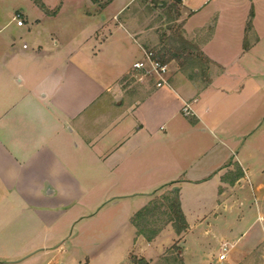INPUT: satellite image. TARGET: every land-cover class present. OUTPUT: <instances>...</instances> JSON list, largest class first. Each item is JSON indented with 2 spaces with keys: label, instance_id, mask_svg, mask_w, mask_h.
<instances>
[{
  "label": "crops",
  "instance_id": "obj_1",
  "mask_svg": "<svg viewBox=\"0 0 264 264\" xmlns=\"http://www.w3.org/2000/svg\"><path fill=\"white\" fill-rule=\"evenodd\" d=\"M65 1L52 8L40 0L44 9L35 16L30 44L16 42L3 32L7 24L0 26V264H56L53 252L70 226L88 236L92 223L99 229L130 224L165 190L176 191L187 223H201L212 211L227 209L223 194L241 179L222 180L232 163L247 173L235 150L239 138H222L228 124L216 115L230 107L241 116L250 105L243 43L227 59L208 47L224 30L243 41L255 30L254 2L264 0H180L182 35L208 58V73L197 79L170 69L167 85L148 78L149 89L140 96L123 87L136 76L132 64L145 49L146 30L132 8L137 0H74L79 4L69 11ZM209 20V37L197 40ZM42 33L48 41H41ZM257 88L264 89L261 79ZM233 96L238 98L221 105ZM171 228L168 222L133 256L166 264L172 241L182 236L185 242L186 231L178 236ZM124 234L133 237L135 228L117 236ZM262 241L264 236L249 239L230 255L234 245L223 242L216 258L204 255L201 264H260Z\"/></svg>",
  "mask_w": 264,
  "mask_h": 264
},
{
  "label": "rangeland",
  "instance_id": "obj_2",
  "mask_svg": "<svg viewBox=\"0 0 264 264\" xmlns=\"http://www.w3.org/2000/svg\"><path fill=\"white\" fill-rule=\"evenodd\" d=\"M45 1L53 8L54 3L57 4L59 0ZM78 4V1L66 0L64 9L68 11L75 9ZM132 8L137 10L134 20L146 30L145 49L163 56L172 70L177 68L178 71L192 75L197 79H201L204 73L206 76L209 63H206L200 56L197 43L187 40L182 35L183 20L180 17V0H137ZM253 8L256 12L255 30L244 34L243 41L242 37L238 39L234 33H227L224 30L216 34L215 42L213 40L211 47H208L212 53L227 59L238 51V47L241 49L240 45L243 43L241 58L246 60L245 68L250 75V79L246 81L251 89L250 105L245 107L244 114H242L244 118H241L242 115L236 116L229 113L230 107L219 110L216 115H221L222 119L226 117L224 122L228 124L226 132L229 135L222 138L227 141H237L239 138V144L235 150H240V157L244 158L246 166L244 170H247V173L242 175L236 164L232 163L233 170L224 173L222 180H227V175L233 177L232 182L239 177L241 179L228 193L223 194L224 198L229 199L226 203L227 209L223 210L224 212L221 209L212 211L211 217L201 223H195L193 219H190V223L186 222V230L180 233L175 231L173 222L169 220L172 217V212L168 208L174 201V196L169 190L154 197L151 205L155 208L148 216H144L145 218L136 216L139 219V228L145 231L144 234L150 233V230L153 229L159 231L168 222L172 225L171 232L174 230L178 236L186 231L183 245L181 244L182 236H179L166 248L164 253L166 254L164 259H167L166 264H182V259L188 264H201L204 255H209L214 260L223 242H226L228 246L234 245L233 249L227 250V255H230L234 249L242 247L247 240H255L259 236H264L262 235L264 233V89H261L259 93L257 88L259 79H261V85L264 84V2H254ZM41 11L42 9L35 3V0H0V26L7 24L3 32L13 36L16 42L24 41L30 44L34 38V19ZM16 12L21 13L22 26H17L13 20ZM195 22L196 17L191 18L187 27L194 25ZM211 22L212 20H209L205 23L204 32L197 35V40L209 37ZM38 29L39 27L37 28L39 32ZM179 32L189 44L184 46L185 50H181L183 44L177 38ZM45 36L46 34L42 33L41 41H48V37L45 38ZM176 51L181 53L180 57L168 60L169 56ZM188 53L195 59L194 61H186ZM226 68L231 70L230 67ZM147 80L148 77L139 79L138 76H134L125 80L123 87L126 88L127 94L140 96L149 89L145 83ZM237 98L233 96L226 99L225 97L226 104L221 105L226 107L228 101ZM218 107L221 109V106ZM218 152L220 153V150ZM231 158L230 156L227 164L231 162ZM118 213L120 214V211ZM131 223L118 224L116 221V224L109 223L103 225L101 229L98 228V223H92L87 229L90 234L87 233L88 236H77L74 234L75 227L70 226L67 230L68 237L58 242L57 249L53 252L57 258L56 264L133 263L132 258L135 259L133 253L138 250L142 242L148 241V238L137 231V228ZM130 225L135 228L136 235L126 239L124 234V237L119 238L118 232L123 234L128 228H133ZM258 248L264 252V241L258 245ZM128 252L130 257L127 261L124 254ZM235 264H248V262L237 259ZM250 264H259V262ZM260 264H264V262Z\"/></svg>",
  "mask_w": 264,
  "mask_h": 264
},
{
  "label": "trees",
  "instance_id": "obj_3",
  "mask_svg": "<svg viewBox=\"0 0 264 264\" xmlns=\"http://www.w3.org/2000/svg\"><path fill=\"white\" fill-rule=\"evenodd\" d=\"M35 3L41 8V9H44V6L43 4L40 2V0H35ZM251 18H252V11L250 10L249 14H248V19L246 21V25H245V30L246 32L250 29L251 27ZM177 38L179 39V41L183 44V49L181 50H185V47L186 45H189L187 41H185V39L182 37L181 33L179 32L178 35H177ZM245 48V46H244ZM182 52V51H181ZM181 53L179 51H176V52H173L169 58V59H178L180 57ZM159 57V59L161 61H165L167 62L166 59L163 58V56H160V55H157ZM200 56L202 57V59L205 60L206 63L209 62L208 58H206L201 52H200ZM186 61H192L194 60L191 56H189V53L187 54L186 56ZM205 75V73L203 74V76ZM174 193L171 194L174 196V201L172 202V204L169 206V210H171L172 212V217L169 219L171 222H173V227L175 229V231L177 233H180L181 231H184L186 230V221H185V218H184V215L182 213V211L180 210L179 208V204H178V200H177V197H176V191H173ZM153 208H155V206L152 207V205H148V206H144L142 209L138 210L134 216L132 217V223L133 225L135 226V228H137V231H139L140 233L144 234L145 231L142 229V228H139V224H138V218L136 216H139L140 218H145L144 216H148ZM136 220V222H135ZM144 232V233H143ZM158 231L157 230H150V233L148 234H144L147 236L148 240L151 239ZM133 259V263L134 264H137V263H143V264H147L144 260L142 259Z\"/></svg>",
  "mask_w": 264,
  "mask_h": 264
},
{
  "label": "built area",
  "instance_id": "obj_4",
  "mask_svg": "<svg viewBox=\"0 0 264 264\" xmlns=\"http://www.w3.org/2000/svg\"><path fill=\"white\" fill-rule=\"evenodd\" d=\"M13 20L17 25H22L21 13L16 12L13 16ZM132 68L135 71V75L141 79L142 77H148L154 79L155 86L167 85V76L170 70L169 63L161 61L157 54L149 49H142V58L135 61L132 64ZM184 111L187 109L184 107ZM222 252L218 255L220 260L225 258L226 246H222Z\"/></svg>",
  "mask_w": 264,
  "mask_h": 264
}]
</instances>
